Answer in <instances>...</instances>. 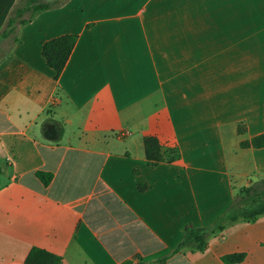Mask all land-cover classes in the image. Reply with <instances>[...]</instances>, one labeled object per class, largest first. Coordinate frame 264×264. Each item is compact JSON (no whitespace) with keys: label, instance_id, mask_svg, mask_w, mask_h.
I'll use <instances>...</instances> for the list:
<instances>
[{"label":"crops","instance_id":"obj_1","mask_svg":"<svg viewBox=\"0 0 264 264\" xmlns=\"http://www.w3.org/2000/svg\"><path fill=\"white\" fill-rule=\"evenodd\" d=\"M22 1L0 0V30ZM64 35L55 80L41 48ZM17 36L0 61V264L32 248L61 264H264V216L172 254L264 176V148L239 146L264 133V0H65ZM148 136L178 159L148 162Z\"/></svg>","mask_w":264,"mask_h":264},{"label":"trees","instance_id":"obj_2","mask_svg":"<svg viewBox=\"0 0 264 264\" xmlns=\"http://www.w3.org/2000/svg\"><path fill=\"white\" fill-rule=\"evenodd\" d=\"M64 1L51 3L43 2L42 0H23L20 2L12 10L5 27L0 30V45L11 40L9 47L0 49V61L11 52L12 46L19 42L17 32L20 26L29 22L37 13L57 8ZM76 40L77 37L75 35H64L48 40L42 45V57L45 60L46 66L53 71L55 80H58L62 73L76 44ZM244 131V125L240 124L237 126V133L239 135L243 134ZM143 146L145 158L152 164H157L162 161L171 163L178 159V153L175 150L168 157H165L160 141L154 136L145 137ZM239 146L242 149L264 148V133L241 141ZM36 176L43 185H48L52 179V174L50 173L37 172ZM144 187L143 183L138 184L139 190L144 189ZM262 216H264V176L257 177L249 181L248 185L240 188L229 207L211 226H186L182 240L172 254L178 253L183 249L202 253L207 249L212 238L222 234L227 224L237 221L253 223ZM244 258V254L236 253L225 255L221 260L225 264H236L241 263ZM61 261L59 256L37 248H32L25 258L26 264H61ZM163 261L161 260L160 262Z\"/></svg>","mask_w":264,"mask_h":264},{"label":"water","instance_id":"obj_3","mask_svg":"<svg viewBox=\"0 0 264 264\" xmlns=\"http://www.w3.org/2000/svg\"><path fill=\"white\" fill-rule=\"evenodd\" d=\"M42 135L48 141H56L59 137L58 125L52 122L49 123L48 126L42 131Z\"/></svg>","mask_w":264,"mask_h":264},{"label":"rangeland","instance_id":"obj_4","mask_svg":"<svg viewBox=\"0 0 264 264\" xmlns=\"http://www.w3.org/2000/svg\"><path fill=\"white\" fill-rule=\"evenodd\" d=\"M43 2H57V1H60V0H42ZM8 8V7H7ZM26 15V14H25ZM27 16V15H26ZM7 48V44L6 43H4V44H2V45H0V49H6ZM119 137L120 138H123L124 136H123V134H119ZM174 150L175 151H177V153H178V157H179V151L177 150V149H172V150H170V152H169V154H168V156L170 155V153L171 152H174ZM167 156V157H168Z\"/></svg>","mask_w":264,"mask_h":264},{"label":"built area","instance_id":"obj_5","mask_svg":"<svg viewBox=\"0 0 264 264\" xmlns=\"http://www.w3.org/2000/svg\"><path fill=\"white\" fill-rule=\"evenodd\" d=\"M125 134H123V136H124Z\"/></svg>","mask_w":264,"mask_h":264}]
</instances>
